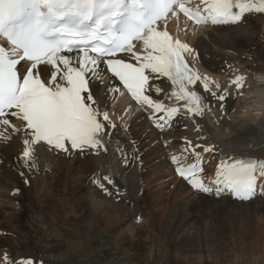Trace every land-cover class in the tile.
<instances>
[{
    "label": "snow or ice",
    "instance_id": "6c2138e0",
    "mask_svg": "<svg viewBox=\"0 0 264 264\" xmlns=\"http://www.w3.org/2000/svg\"><path fill=\"white\" fill-rule=\"evenodd\" d=\"M180 14L195 25H236L246 15L264 14V0H0V142L22 133L19 160L31 168L37 167L36 149L41 144L48 151L63 153L106 152L101 137H110L108 129L118 127L107 111L119 92L116 82L132 102L151 109L149 119L159 129L171 125L180 107L189 118L203 117L210 110L205 93L221 102L223 113V102L229 97L243 98L246 75H233L229 92L218 80L194 70L184 55L193 49L167 30L168 22L178 20ZM121 54L128 59L119 58ZM102 71L109 75L98 100L93 87L103 83ZM43 75L48 79H42ZM161 78L170 82L166 98L176 106L153 100L149 94L164 92L152 83ZM10 118L19 119L22 127L17 128ZM198 149L214 151L212 146L185 139L181 152L170 156L175 172L193 190L227 191L241 201L257 194L264 159L222 160L210 186L202 176L203 157ZM117 151L127 165L119 146ZM103 181L115 186L110 176H103ZM92 182L111 195L101 179ZM0 264L34 262L31 258L13 261L5 254Z\"/></svg>",
    "mask_w": 264,
    "mask_h": 264
},
{
    "label": "bare ground",
    "instance_id": "6f19581e",
    "mask_svg": "<svg viewBox=\"0 0 264 264\" xmlns=\"http://www.w3.org/2000/svg\"><path fill=\"white\" fill-rule=\"evenodd\" d=\"M244 22H247L248 27L245 26L246 30H242L244 28L240 30L238 27ZM167 28L170 31L177 30L181 41H185L189 46L197 49L199 59L195 61V64L202 76L207 75L214 80H218L223 89L229 88L228 81L233 75H246L245 87L242 91L244 95H247L244 97L249 96L262 106L259 109L261 115L248 111V108L245 111L247 113L243 115L242 109L246 107L244 97L237 96L236 99L229 97L223 102L225 111L222 113L220 109L221 102L205 93V104L210 105V110L206 109L203 117L187 118L190 122L185 121L176 125L177 133L174 136L187 138L193 144L213 147L214 151L209 153H204L202 149H198L201 155H205L210 159V163L206 166V170L210 173H213L214 167L223 153L264 159V85L258 84L254 79L255 75L264 74V55L256 48V44L260 42L259 39L264 37V14L246 15L243 21L236 25L206 26V29H197L186 24L183 20L180 21L179 25H177L176 20H170ZM185 28L187 31H185ZM200 31H202V34H200ZM262 46L264 47V44ZM229 69H232V71L230 72ZM42 77L48 79V75ZM100 80L103 83L93 87V92L98 100L103 95L104 85L108 82L105 71L101 72ZM152 83L164 89L161 95L157 96L155 93H152V95L158 99H167L166 95L171 91L170 83L166 79L156 80ZM211 87L215 90L214 84ZM232 91L233 89L229 88V92ZM103 108L104 105L101 104L100 110L102 111ZM134 109H137V107L134 104H128L123 97L122 99L117 97L109 105L107 111L110 114V119L118 127L108 129L111 133L110 137H101L107 151L101 150L98 154L81 155L79 152H50L46 147L39 145L36 149L35 163L37 167L31 168L24 167L19 160L22 150L20 142L22 133L13 136L7 142H0V186L18 187L24 192H30L31 190L32 197L30 196L29 199L37 202V205L41 207L43 218H48L53 222L62 217V214L65 215V207H63L62 213L59 211L61 214L49 215V212L57 209L56 203L62 199L58 196V190L54 188L53 184L61 185L59 191L62 190L65 195L62 199L65 205L69 201V198L66 197L67 193H71V195L78 193L76 197L81 200L80 204L90 208L91 213L87 220L89 223H95L97 226L106 225V229L111 232L117 243H122L125 239H133L142 247L149 248L148 252L152 251L155 246L153 244L147 246L145 243H140V240L139 242L136 240L137 236H134L137 235L138 227L136 225L148 226L159 223L163 217V210H166L168 221L166 228L172 233V237L177 238L178 234L189 231L190 234L199 232L198 236L201 238L200 230L203 229L204 234L210 237L205 242L207 245H214V248L217 246V242L221 241L225 232H229L228 235H238L241 234V231L250 229L252 222L248 219V213L238 212L235 209L241 208L242 204L253 203L254 205L256 200L238 203L228 198L223 200L214 199L192 191L181 179L174 176L170 156L164 157L166 153L177 148L171 144V147H169L164 140L166 137L160 139L154 134V130L146 123L147 113L140 111L139 114H135ZM10 119L11 123L17 128L22 127V122L19 119ZM197 126L200 131H197ZM192 135L195 136L192 137ZM139 137L152 142V147L143 148ZM153 137L155 139H152ZM118 146L129 161L127 165L123 163V158L120 152L117 151ZM183 146L184 144L180 143L177 147L182 149ZM135 147L142 149L136 152ZM161 156L164 159L160 158ZM83 168L88 172L86 181L79 179V172ZM105 175L114 179L115 186L108 185L106 181H103ZM167 175L170 176L169 180H174L172 190L169 188L168 180H164ZM50 177L54 180V183L48 181ZM26 178L30 181L28 187H25L24 184ZM97 178L101 179L111 195L106 194L92 182ZM143 184L145 189L142 187ZM51 186L55 190L52 195L50 193ZM147 189L149 191L144 195L143 192ZM22 191H20L21 194ZM12 196L7 199L8 202L16 199L14 195ZM144 196L147 197L143 198ZM17 198L21 199V196H17ZM55 198L57 200H53ZM23 199L28 198L25 196ZM257 200L261 203L258 206L261 207L264 204V198H258ZM216 201H223V203ZM226 203H230V211L227 210ZM144 208L155 209L154 216L150 217V213L149 217H144L145 215L141 213ZM2 210L1 207L0 212ZM236 212L238 217H231ZM123 213L131 215V222L127 228L122 223L124 221L122 218ZM225 215L231 219L230 222H227ZM117 216L121 217L118 218ZM138 217L141 218L139 221L137 220ZM193 219L196 221L195 227ZM227 223L229 226H227ZM228 228H232L231 231ZM216 254L215 252L208 253L207 257L217 262L219 257ZM3 256L4 252L0 253V259ZM199 256L186 255L181 258L180 255H176L172 259L170 255H167V260H169V263H172V260L175 261V259L176 261L182 260L188 263L194 257L197 260H202ZM156 260L157 258L154 259V262ZM55 263L59 264L60 262L58 260H35L34 264Z\"/></svg>",
    "mask_w": 264,
    "mask_h": 264
},
{
    "label": "rangeland",
    "instance_id": "374dc122",
    "mask_svg": "<svg viewBox=\"0 0 264 264\" xmlns=\"http://www.w3.org/2000/svg\"><path fill=\"white\" fill-rule=\"evenodd\" d=\"M245 26L248 27L247 22H244V24H241L238 28H240V30L242 28H244L242 30H246ZM259 41L260 42L256 44V48L264 55V47L262 46L264 44V37H261ZM255 81L258 84L264 85V74L256 75ZM246 95L247 94H243V97ZM244 100L246 102V107L242 109L243 115L247 113L245 112L247 108L249 109L248 111L261 115L259 109L262 106L260 103L254 101L249 96L248 98L244 97ZM139 139L141 140L140 143L143 148L152 147V145L147 146V143H151L149 140L145 138L143 140L141 137H139ZM166 139L167 138L164 140L166 141ZM141 149L142 148H136V152H139ZM160 158L164 159L163 156ZM79 175V179L82 181L88 179V172L84 169L79 172ZM167 177L170 176H165L164 180H168L169 188L172 190L174 180H169ZM48 181L53 182L54 180L50 178ZM8 186L9 185L6 187ZM53 186L58 190V196L63 199L65 195L62 193V190L59 191L61 185L53 184ZM142 187H144V184ZM54 188L51 186V195L55 192ZM148 191V189L145 190L143 192L144 195H146ZM16 193L17 192H11L9 188H0V208L1 206L4 207L2 212H0V235L4 237L3 240L9 241L7 244L5 241L0 242V251H9L13 259L14 256H20L22 254H27L23 255L24 257L22 256V258L27 257L28 254L36 256L43 255L46 250L50 252V254L55 255L53 256V258H55L53 261L58 260L60 262L59 264H264V204H262L261 207L258 206L261 204L258 202V198L252 200H256V204L254 203V205L253 203L242 204L241 208L238 207V209H235V211L238 212L244 211L248 213V219L252 222L251 228L241 231V234L238 235H228L229 232H225L221 241L217 242L219 244H217L218 247L216 246L215 248L213 247L214 245H207L205 242V240L210 239V237L204 234L203 229L200 230L202 234L201 238L198 236L199 232L190 234L189 231L178 234L177 238L175 236L172 237V233L166 228L168 226L167 214L166 210H163V217L161 218L162 220L160 219L161 221H159V223L157 222L156 224H150L148 226L137 224V235L132 233L134 236H137L136 240H138V242L140 240V243H145L147 246L153 244V246L156 247L148 252L149 248L142 247L141 244L134 242L133 239H125L122 243H117L112 237L111 232L106 229V225L97 226L95 223H89L87 220L90 217V208L80 204L81 200L76 197L78 193L74 195L67 193L66 197L69 198V201L66 205L63 203L62 199L56 203L58 206L57 209L49 212V215H59L63 212V207L66 209H64L65 215L62 214V217L53 222L48 220V218H43L41 207L37 205V202L29 199L30 196L32 197L31 190L21 195ZM10 195L16 196V199L12 202L7 201ZM17 196H21V199L27 196L28 199L20 201L21 199H18ZM145 197L147 196L143 198ZM220 199L223 200L224 198ZM53 200H57V198ZM216 202L223 203V201ZM226 204L227 210L230 211V203ZM4 211L8 213L5 214ZM59 211L61 213H59ZM153 212H155V209L144 208L141 213L145 215L144 217H149L151 213L150 217H153ZM117 217L120 218L121 216ZM141 217H143V215H141ZM231 217L237 218V212ZM122 218L124 220L122 223H124L123 225L127 228L128 224L131 222V215L129 213H123ZM225 218L228 220L227 222H230L231 219L228 218V216L225 215ZM193 221L195 227L196 221L194 219ZM227 226H229L228 223ZM228 229L231 231L232 228ZM87 235H89V238ZM214 252L217 253L216 255L219 257L217 262L207 257L208 253ZM167 255H170L172 259L175 258L174 256L176 255H180L181 258L186 255H200L199 257H201L202 260H197V258L194 257L192 261L188 263L182 260L176 261V259L175 261L172 260V263H169V260H167L169 256L167 257ZM42 258H44V261L47 260L45 257ZM155 258H157V260L154 262ZM48 259L52 260L51 258Z\"/></svg>",
    "mask_w": 264,
    "mask_h": 264
}]
</instances>
